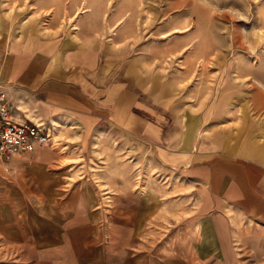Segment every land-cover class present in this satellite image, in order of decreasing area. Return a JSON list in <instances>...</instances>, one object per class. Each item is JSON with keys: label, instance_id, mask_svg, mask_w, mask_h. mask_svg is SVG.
Listing matches in <instances>:
<instances>
[{"label": "rangeland", "instance_id": "rangeland-1", "mask_svg": "<svg viewBox=\"0 0 264 264\" xmlns=\"http://www.w3.org/2000/svg\"><path fill=\"white\" fill-rule=\"evenodd\" d=\"M2 28L78 42L94 83L128 90L158 136L88 122L0 164V219L23 235L0 231V262L264 264V233L224 226L202 170L224 155L264 161V0H0ZM77 187L98 207L71 208ZM96 211L97 224L67 225Z\"/></svg>", "mask_w": 264, "mask_h": 264}, {"label": "crops", "instance_id": "crops-1", "mask_svg": "<svg viewBox=\"0 0 264 264\" xmlns=\"http://www.w3.org/2000/svg\"><path fill=\"white\" fill-rule=\"evenodd\" d=\"M79 45L63 35L46 36L11 28L0 29V86L9 88L10 99L17 108L16 117L42 123L49 130L60 132L87 128L88 122L92 128L109 121L113 127L128 134L139 133L147 137L145 133L150 131L158 136V127L150 120L154 115L152 110L139 106L128 90L117 96L94 83L96 66L91 64L89 50ZM202 170L206 172L204 179L209 195L215 194L220 203L218 210L224 226L229 227L238 217L253 223L264 233V161L224 155ZM80 191V187L71 191V208L98 207L97 197L87 200ZM2 192L18 194L12 187ZM5 198L12 199L11 196ZM11 218L7 214L0 219V231L12 241H23L18 220H15L17 226L14 231ZM102 219L98 211L89 212L83 218L76 216L69 220L67 225L74 226V233V224L94 225ZM217 220L211 221L215 238L220 241L223 233ZM74 253L75 260L69 264H96L95 257ZM42 255L41 251L33 252L31 260L25 264H47ZM54 264H59V261Z\"/></svg>", "mask_w": 264, "mask_h": 264}, {"label": "built area", "instance_id": "built-area-1", "mask_svg": "<svg viewBox=\"0 0 264 264\" xmlns=\"http://www.w3.org/2000/svg\"><path fill=\"white\" fill-rule=\"evenodd\" d=\"M9 96V88L0 86V164L19 154L29 153L50 140V130L44 124L27 118H17Z\"/></svg>", "mask_w": 264, "mask_h": 264}, {"label": "bare ground", "instance_id": "bare-ground-1", "mask_svg": "<svg viewBox=\"0 0 264 264\" xmlns=\"http://www.w3.org/2000/svg\"><path fill=\"white\" fill-rule=\"evenodd\" d=\"M175 31H177V32H179V30L178 29H175ZM239 45L240 46H242V44L241 43H239ZM201 57H203L202 55H201ZM243 71V70H242ZM242 73H245V72H242ZM260 94V93H259ZM261 100V99H260ZM262 101H264V100H262ZM259 104H261L260 102H259Z\"/></svg>", "mask_w": 264, "mask_h": 264}]
</instances>
